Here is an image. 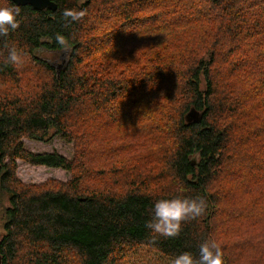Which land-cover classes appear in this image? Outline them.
<instances>
[{
	"label": "trees",
	"instance_id": "16d2710c",
	"mask_svg": "<svg viewBox=\"0 0 264 264\" xmlns=\"http://www.w3.org/2000/svg\"><path fill=\"white\" fill-rule=\"evenodd\" d=\"M50 1L55 11L20 7L18 29L0 37V264H121L137 249L198 258L228 199L237 233L264 224L245 217L264 215V0ZM65 9L87 14L70 23ZM56 33L72 45L59 73L35 56L64 50ZM13 43L26 53L20 69L4 64ZM91 123L113 139L104 154L89 148ZM54 137L73 142V160L24 149ZM18 161L71 179L22 184ZM159 164L151 189L144 170ZM185 196L202 198L204 214L176 237L150 234L154 203ZM260 227L245 264H264Z\"/></svg>",
	"mask_w": 264,
	"mask_h": 264
},
{
	"label": "rangeland",
	"instance_id": "374dc122",
	"mask_svg": "<svg viewBox=\"0 0 264 264\" xmlns=\"http://www.w3.org/2000/svg\"><path fill=\"white\" fill-rule=\"evenodd\" d=\"M124 30L121 28L119 29L124 33L129 32L128 27H123ZM246 52V51H245ZM248 53V52H247ZM251 54V53H249ZM36 57H39L41 60H44L47 64L52 66L57 73L62 69L64 64L67 62L68 57H70V50H63L60 51L59 53H52L49 51H46L44 49L39 50L35 53ZM199 113L191 111L187 116H186V121H192L195 120L199 117ZM264 122V121H263ZM92 130L88 131V145H90V150L92 151V148H97L99 151L104 154L106 150H100V149H107L109 148V144L113 142V139L111 138L110 134L108 133H101L100 131L102 130L99 125H94L91 123ZM123 128H120V132H122ZM258 145H262V148H264V141H261L258 143ZM23 146L26 151L38 154V153H57L64 158L68 160H73L74 156V144L73 142H70L69 144L64 143L62 140H60L58 137L52 138L50 141L47 143H40V142H35V141H29V140H24L23 141ZM103 157V155L101 156ZM99 159L95 157L94 155H91V159L88 160L91 162V164L96 163L98 165H101L99 162H97ZM258 163V162H256ZM102 166V165H101ZM96 167V166H95ZM164 168L163 164H159L158 168L150 170V172H147L149 170V166L145 168V175H150L149 178L153 180V182L150 183V188L153 189L155 188V184L159 175L158 172L161 171L160 169ZM96 169V168H95ZM15 175L17 179L20 180L22 184L25 185H42L44 183L53 182L59 183V184H67L70 179L71 175L64 172L63 170L60 169H53V168H46V167H34L29 164H26L22 161L17 162V167L15 171ZM97 178L98 176L95 175ZM156 177V178H154ZM96 178V179H97ZM243 178V175L241 176ZM124 182V181H123ZM129 182L127 181V184ZM161 183V182H160ZM160 183H158V186ZM240 186L244 187L243 184ZM226 188L223 190H229L232 194L237 192L240 194L241 190L236 189L235 192H232V188H229L225 185ZM236 199H244V197H237ZM234 199V202L235 200ZM241 201V200H240ZM243 202V201H242ZM232 206V201L231 199H228L224 204L222 205V214L220 215L217 223L218 225L220 224V227L222 230H219V233L216 234V237L214 238L215 241L219 243V245L222 248V251L224 253V261L225 264H231V263H240V264H245L247 257L254 252L257 251V245L251 244V240H247L248 235L252 234L255 232L262 222L258 223V228L253 227L249 229H245L243 231H239L238 233L234 229V219L233 218H228L227 216H232L236 217L235 214L231 213L228 208L230 209ZM8 207V202L6 200V197H1L0 198V240L4 234V222H5V217H4V210L5 208ZM235 208V206L233 207ZM256 210H253V213ZM221 216H226L224 218H221ZM245 217L248 219L249 222L254 223L257 221H264V215L263 213L256 214L255 217L253 214L251 217H248L246 214ZM263 218V220H261ZM248 222L245 220L242 221H236V226L237 228L243 225H247ZM260 229H264V224L261 225ZM254 250H253V249ZM171 260L168 258H164L158 255H155L154 253L148 251L147 249H137L134 251H131L128 253L127 257L122 261L121 264H171Z\"/></svg>",
	"mask_w": 264,
	"mask_h": 264
},
{
	"label": "clouds",
	"instance_id": "9594fccd",
	"mask_svg": "<svg viewBox=\"0 0 264 264\" xmlns=\"http://www.w3.org/2000/svg\"><path fill=\"white\" fill-rule=\"evenodd\" d=\"M21 8L9 0L7 5H0V37H7L15 32L20 24ZM87 14L86 10L65 9L62 18L70 23L80 22ZM56 43L63 49L72 47L70 37L61 33L55 35ZM7 56L4 64L20 69L25 63L26 53L16 44L6 45ZM205 202L199 197H177L157 200L152 208V216L146 221L145 227L150 234L159 237H176L180 234L182 225L189 220H195L205 212ZM171 264H225L224 253L215 240H206L199 245L198 258L190 252H183L172 259Z\"/></svg>",
	"mask_w": 264,
	"mask_h": 264
},
{
	"label": "water",
	"instance_id": "95a60500",
	"mask_svg": "<svg viewBox=\"0 0 264 264\" xmlns=\"http://www.w3.org/2000/svg\"><path fill=\"white\" fill-rule=\"evenodd\" d=\"M11 2L18 7L30 6L35 11H55L56 9L55 4L50 0H11Z\"/></svg>",
	"mask_w": 264,
	"mask_h": 264
}]
</instances>
